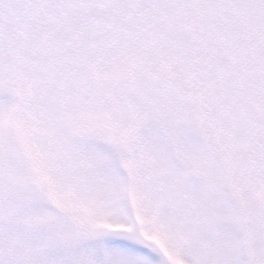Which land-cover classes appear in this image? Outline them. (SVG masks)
Instances as JSON below:
<instances>
[{
  "label": "snow or ice",
  "instance_id": "1",
  "mask_svg": "<svg viewBox=\"0 0 264 264\" xmlns=\"http://www.w3.org/2000/svg\"><path fill=\"white\" fill-rule=\"evenodd\" d=\"M0 264H264V0H0Z\"/></svg>",
  "mask_w": 264,
  "mask_h": 264
}]
</instances>
